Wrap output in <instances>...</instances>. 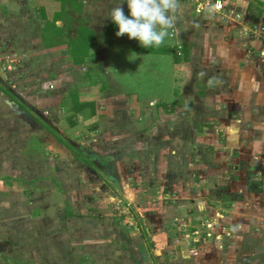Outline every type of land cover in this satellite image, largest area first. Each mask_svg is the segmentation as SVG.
I'll return each instance as SVG.
<instances>
[{
  "label": "rangeland",
  "instance_id": "rangeland-1",
  "mask_svg": "<svg viewBox=\"0 0 264 264\" xmlns=\"http://www.w3.org/2000/svg\"><path fill=\"white\" fill-rule=\"evenodd\" d=\"M70 1L64 5L71 13L62 14V21H56V25L75 32L83 26L85 30L101 32L114 28L117 32L118 26L108 15L119 0ZM224 1L228 8L216 12L210 6L212 0H180L174 27L158 47L145 48L127 34L119 36L120 46L115 57L107 59L119 65V72L104 63L96 66L91 62L72 61L71 52L63 54L53 49L51 60H40L43 65L33 78L37 81L27 84L25 80L23 85L17 82L21 78L19 74H25L18 72L20 66L32 53L48 51L40 46L31 52L28 44H20L24 42L20 38L13 48L2 51L0 70L6 80L22 89L25 97L51 118V127L77 144L80 159L68 151L62 154L51 150L55 163L47 162L48 157L37 160L33 156L36 161L28 164L29 170L33 167L41 174L38 179L22 170L17 173V179H4L5 173H0V264H218L211 255L217 252L216 248L209 243L204 245L209 235L218 236L219 246L226 251L227 258H221L219 264L229 260L230 264L254 262L256 258L252 254L264 252V236L256 237L252 233L246 239L248 242L243 240L240 247L230 248L234 247L232 239L238 238L235 229H240L237 220L245 202L230 210L233 215L221 209L222 205L216 208L219 212L204 207L190 212L186 204L194 201L189 194L174 197L176 202L170 207L164 203L166 196L155 192L162 186L173 189L175 181L182 178L162 179L154 174L145 185L135 186L133 183L139 179L128 177V153L133 155L135 148L138 158L146 155L156 163L160 161L159 169L166 166L163 170L178 173L174 161H179L181 156L170 150L180 142L172 143L174 137L163 129L167 108L174 109L168 122L184 124L183 135L188 132L186 123L196 124L200 120L199 125L208 130L211 126L206 121L208 117L199 115L198 119L192 115L205 105L212 110L209 103L222 99L219 96L223 90L233 84L228 76L239 69L240 62H245L253 74L260 68L264 34L256 28L264 25V3ZM120 6L125 15H130L126 0ZM259 13L260 20L253 25L252 14ZM0 38L9 39L7 33ZM223 45H229L228 49L223 51ZM184 46L189 50L188 56ZM30 67L24 69L29 71ZM90 74L93 84L103 86L97 100L101 109L77 110L75 103L86 102L92 96ZM107 79H112L111 86ZM35 85L38 90L31 93ZM129 92L140 95L130 116L124 108L126 101L121 99L126 96L131 102ZM47 97L51 98V105L42 102ZM191 108L193 114H190ZM213 122L215 125L216 121ZM94 124H97L95 128ZM161 144L168 149L161 152ZM117 153L120 162L111 166V157L118 156ZM76 158L82 160L83 166L76 163ZM246 168L252 174L255 166L250 164ZM118 170L122 178L118 177ZM118 180L124 183L120 185ZM235 180L238 183L239 178ZM248 181L246 178L244 185H234L233 181L232 190L249 200L250 219L256 225L253 219L263 216L264 209L256 202L258 194L254 189L244 192ZM252 186L249 181V187ZM224 194L218 191L208 199L214 200L215 205L220 204ZM259 221L264 224V220ZM195 242L199 243L195 246Z\"/></svg>",
  "mask_w": 264,
  "mask_h": 264
},
{
  "label": "crops",
  "instance_id": "crops-1",
  "mask_svg": "<svg viewBox=\"0 0 264 264\" xmlns=\"http://www.w3.org/2000/svg\"><path fill=\"white\" fill-rule=\"evenodd\" d=\"M69 1L0 0V36L7 33L9 38H0V65L4 57L2 51L13 48L19 38V41L21 39L24 41L20 42V44L25 43L30 46L31 52L35 47L39 48L40 46L42 50L48 51V53H32L31 58L20 66L18 72L25 73L24 75L19 74L21 78L17 79V82H20V84H23L25 80L29 84L34 77L38 76L37 70L43 65L39 63L41 62L40 60H51V50L53 49L63 51V54L71 52L70 59L78 63L91 62V64H96V66L104 63L112 71H120L119 65L114 63V60L107 62L109 57L112 59L115 57V51L120 46L119 37L116 35L114 28L97 32L85 30L83 26L80 27L78 32H75V30L68 31L67 29L69 28L56 25L62 21V14L71 13V9L64 5ZM74 1L71 0L70 2ZM80 1L86 3L92 2V0ZM126 8L128 7L126 6ZM56 21L57 23H55ZM25 28L27 29L26 33L24 32ZM24 34H27V37H23L22 35ZM51 34L54 35L52 38ZM9 36H13V38ZM28 36H32V38ZM133 40L134 42H138L136 39ZM35 43L36 45H34ZM8 45H10L9 48ZM223 46V51L229 47V45ZM234 49L236 50V47H233ZM260 59L258 64L260 68L257 67L254 70V74L245 62H240L239 71H234L231 74L233 76H228L233 81V84H230L228 89L223 90V94L219 96L222 99H218L216 103H209L212 110L207 109L205 105L203 108L200 107L197 110V114L192 115V117L197 115L198 119L199 115L208 117L206 121L211 125L208 130L205 129L206 126L199 125L200 120L196 124L186 123L185 130L188 132L186 135H183L181 132L183 127L181 126L184 124H178L177 119H175L176 124L168 122L170 118L168 116L172 115L174 109L167 108L166 116L168 118L166 117L164 120L163 129L164 133L165 131L170 132L169 136L171 138L174 137V142L172 143L180 142L179 146L172 147L170 150L175 154L179 153L181 156L179 161H174L177 171H179L178 173H174L175 170H163L166 166L159 169L161 167L160 161L156 163L146 155L141 154V157L138 158V156H135L137 152L136 148L133 151V155L131 152L128 153V177L139 179L138 182L133 183L135 186L143 183L145 185V181L154 174H157L162 179L175 178L177 180L182 178L179 182L175 181L173 189L162 186L163 188L160 191H155L166 196V202H164L166 206H174V202H176L174 197L187 196L189 194L191 196L190 199L194 202L186 204L188 207L187 211L192 212V210H200L204 207L205 209L211 208V210L219 212L216 208L222 205V208H220L226 209L231 214L230 210L232 208L237 207L238 203L242 204L245 202L246 206H241L242 208L239 210V213L244 217L240 215L239 220H237L240 229L238 227L235 229L238 238L232 239L234 247L230 246V248L233 249L236 248L235 246L240 247V241L244 240L248 242L246 239L250 237V233L255 234L254 236L256 237H260V235L264 236V224L259 221L264 220V215L253 219L257 221L256 225L253 224L251 222L252 219H250L252 215H250L249 211V200H244L237 195L238 193L232 190V187L236 184L241 183L244 185V180L247 178L253 186L252 188L249 187L248 181L244 192L250 193L254 189L258 194H256L258 196L256 202H258L259 207L264 209V58L260 57ZM30 65L29 71L28 69H24ZM91 73L94 75L96 72ZM89 79L88 83L92 84V96L86 102L75 103L74 107L77 110L84 111L88 107L96 110L101 109L102 105L97 106V100L99 99L98 92L101 91L103 86L101 83L93 84L91 74ZM107 80L111 86L110 82L112 79ZM37 88V85L32 87L30 89L31 93L38 90ZM249 91H255V93L252 95V92L249 93ZM128 95L131 102H129L126 96L121 99L126 101L127 106L124 108L127 115L130 116L134 113L136 107L135 99L139 98L140 95H133L132 92H129ZM80 97L82 98V96ZM49 101H51L50 97L42 99V102L51 105ZM23 110H28L35 117L33 126L23 119ZM37 113L42 114L43 117ZM190 114H193V108L190 109ZM260 117L262 120H259ZM237 118L242 120L237 121ZM246 118L248 120L245 122ZM212 119L216 121L215 125ZM221 120H223V123H219ZM72 124L75 125V123ZM96 126L97 124H94L93 128ZM197 139L199 141L195 143ZM161 146V152L165 151L164 149H168L165 147L167 146L165 144H161ZM51 150L61 152L62 154L68 151L73 154V157L76 156L80 159L77 154L79 150L77 144L51 127V118L47 117L44 111L35 106L32 100L26 98L25 92L22 89L20 90L12 86L6 80L5 74H2L0 70V173H5L2 177L4 179H17V173L19 170H22L33 174L36 179L40 178L41 174H38L33 167L29 170L28 164L36 161L33 156H37V160L48 157L47 162H50L53 160V158L51 159ZM117 155L111 157V166L115 163L119 164V153ZM77 158L75 160L76 163L83 166L82 160H77ZM53 163H55L54 160ZM250 164H254L255 166L252 174L246 168ZM83 169L87 170L88 167H83ZM45 175L47 176L44 177H48L50 174ZM117 175L118 177H123V174L121 175L119 170ZM235 178H239L238 183ZM118 182L120 185L124 183L120 180ZM218 191L225 193V196L218 202L220 204L215 205V201L209 200L208 197L210 195L215 197ZM4 193L6 192L4 191ZM208 218L209 220L214 219L212 217ZM245 228L249 231L247 232ZM241 231L244 232V236ZM204 241V245L209 243L216 248L217 252L211 255L216 259L218 264L221 258H227L226 251L219 246L220 240L218 236L211 238V235H209ZM198 243L195 242L194 245L196 246ZM178 248L180 247L178 246ZM252 255L256 258L254 262L250 260L246 262L239 261L240 263L237 264H264V252L256 251ZM235 257V255L232 256V259ZM230 261L226 262V264H230ZM231 264H234V262Z\"/></svg>",
  "mask_w": 264,
  "mask_h": 264
},
{
  "label": "clouds",
  "instance_id": "clouds-1",
  "mask_svg": "<svg viewBox=\"0 0 264 264\" xmlns=\"http://www.w3.org/2000/svg\"><path fill=\"white\" fill-rule=\"evenodd\" d=\"M119 0L109 13L118 26L116 35H128L145 48L158 47L164 43L168 30L174 27L180 0H126L130 15H125Z\"/></svg>",
  "mask_w": 264,
  "mask_h": 264
},
{
  "label": "built area",
  "instance_id": "built-area-1",
  "mask_svg": "<svg viewBox=\"0 0 264 264\" xmlns=\"http://www.w3.org/2000/svg\"><path fill=\"white\" fill-rule=\"evenodd\" d=\"M210 2H208L207 5H209ZM211 8L216 11V12H221L223 10H225L226 7V3L224 0H212V4H210ZM260 31V33L264 34V25L260 26V28H256Z\"/></svg>",
  "mask_w": 264,
  "mask_h": 264
},
{
  "label": "trees",
  "instance_id": "trees-1",
  "mask_svg": "<svg viewBox=\"0 0 264 264\" xmlns=\"http://www.w3.org/2000/svg\"><path fill=\"white\" fill-rule=\"evenodd\" d=\"M258 1H259V2L262 1V4L264 3V0H258ZM251 13H252V10H251ZM252 18H253V21H254V22H253V23H254L253 25H255V24L258 23L259 20H260V13H259V14H256V15H255V14H252ZM183 51H184V53H186V54H185L186 56L189 55V53H188L189 50H188V48H187L186 46H184ZM175 56H176V59L179 60L180 57H179V55L177 54V52L175 53ZM71 122L74 123V121H72V120H71Z\"/></svg>",
  "mask_w": 264,
  "mask_h": 264
},
{
  "label": "water",
  "instance_id": "water-1",
  "mask_svg": "<svg viewBox=\"0 0 264 264\" xmlns=\"http://www.w3.org/2000/svg\"><path fill=\"white\" fill-rule=\"evenodd\" d=\"M31 110H33L31 107H29ZM24 112V116H23V119L25 121H27L31 126H33V123L35 122V117L31 114V112L27 111V110H23ZM39 115L42 116V114L40 113H37ZM43 117V116H42Z\"/></svg>",
  "mask_w": 264,
  "mask_h": 264
},
{
  "label": "flooded vegetation",
  "instance_id": "flooded-vegetation-1",
  "mask_svg": "<svg viewBox=\"0 0 264 264\" xmlns=\"http://www.w3.org/2000/svg\"><path fill=\"white\" fill-rule=\"evenodd\" d=\"M28 106H30V105H28ZM31 107V106H30ZM32 108V107H31ZM33 109V108H32Z\"/></svg>",
  "mask_w": 264,
  "mask_h": 264
}]
</instances>
